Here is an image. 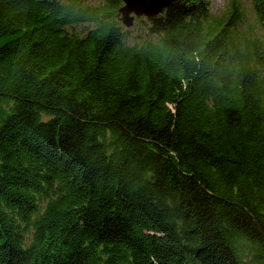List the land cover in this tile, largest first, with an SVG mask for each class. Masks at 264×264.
<instances>
[{
    "label": "trees",
    "instance_id": "1",
    "mask_svg": "<svg viewBox=\"0 0 264 264\" xmlns=\"http://www.w3.org/2000/svg\"><path fill=\"white\" fill-rule=\"evenodd\" d=\"M122 5L0 0V264H264V0Z\"/></svg>",
    "mask_w": 264,
    "mask_h": 264
},
{
    "label": "water",
    "instance_id": "2",
    "mask_svg": "<svg viewBox=\"0 0 264 264\" xmlns=\"http://www.w3.org/2000/svg\"><path fill=\"white\" fill-rule=\"evenodd\" d=\"M122 6L117 18L126 28L134 26L137 18H153L170 6L174 0H120Z\"/></svg>",
    "mask_w": 264,
    "mask_h": 264
},
{
    "label": "rangeland",
    "instance_id": "3",
    "mask_svg": "<svg viewBox=\"0 0 264 264\" xmlns=\"http://www.w3.org/2000/svg\"><path fill=\"white\" fill-rule=\"evenodd\" d=\"M229 0H212V11L215 15L222 14L227 7ZM82 28H78V31H81Z\"/></svg>",
    "mask_w": 264,
    "mask_h": 264
}]
</instances>
